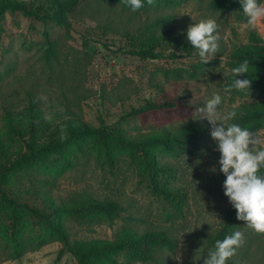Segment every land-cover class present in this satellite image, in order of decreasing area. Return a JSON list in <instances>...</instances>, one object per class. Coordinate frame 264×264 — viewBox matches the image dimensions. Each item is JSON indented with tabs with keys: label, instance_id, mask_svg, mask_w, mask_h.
Here are the masks:
<instances>
[{
	"label": "rangeland",
	"instance_id": "374dc122",
	"mask_svg": "<svg viewBox=\"0 0 264 264\" xmlns=\"http://www.w3.org/2000/svg\"><path fill=\"white\" fill-rule=\"evenodd\" d=\"M66 17L68 22L54 24L19 11L6 12L0 37V126L5 107L20 109L32 98H36L48 114L52 107L65 109V105L72 104L95 126L100 124L98 115L102 113L112 127L123 128L125 134L131 136L152 131L158 125L182 127L190 122L200 123L204 132L199 138L189 139L190 151L170 154L157 150L163 162L174 166L173 172H168L163 180L183 191L186 201L179 208L154 192L140 152L115 149L112 164L96 140L87 141L83 149L76 151L73 165L32 167L17 173L7 188L20 191L30 203L35 201L36 191L49 193L59 204L87 197L116 200L122 208L120 214L113 217L97 215L81 220L65 215L62 222L70 238L115 239L125 231L143 233L169 227L177 239L175 250L164 248L156 260L136 264H203V256L213 247L209 240L232 205L224 195L226 177L218 170L220 154L210 137V126L197 121L194 113L205 106L213 92L223 95L225 77L232 73L230 55L249 42L246 17L234 9H218L211 0L150 4L135 12L114 0H82ZM207 17H213L219 26L223 51L209 62L208 72L198 53L179 58L146 59L120 48L132 47L126 31L138 36L155 32L185 38L190 24ZM108 22L112 26L105 31L104 24ZM46 30L59 45V56L51 62L43 47ZM257 30L264 37V20ZM164 42L168 52L181 51L168 40ZM216 67L217 72L211 71ZM158 84L168 94L187 95L190 106L122 119L131 105L139 104L146 97H161ZM104 95L113 98L102 99ZM122 96L125 100H121ZM263 98L256 90L231 94L222 104V111L226 113L243 103ZM62 127V121L54 120L51 130ZM250 131L264 137V122ZM213 165L217 167L216 172L211 171ZM1 212L0 264L55 263L65 242L55 239L37 246L42 229L36 218L29 219L23 232L28 250L21 258L11 257L7 238L10 220ZM237 230L243 233V239L230 264H264V233L253 230L242 220ZM120 260L119 264H128L123 255ZM58 264L78 262L66 250Z\"/></svg>",
	"mask_w": 264,
	"mask_h": 264
},
{
	"label": "trees",
	"instance_id": "16d2710c",
	"mask_svg": "<svg viewBox=\"0 0 264 264\" xmlns=\"http://www.w3.org/2000/svg\"><path fill=\"white\" fill-rule=\"evenodd\" d=\"M82 0H0V37L3 32V19L7 11L21 12L25 16L35 18L45 23H66V14L80 4ZM127 7L124 0H114ZM187 0H145L146 8L150 4L174 5ZM211 4L218 9H234L243 16V10L234 0H211ZM111 23L104 24V30L111 28ZM132 40V47L124 52L146 59H159L166 56L179 58L193 55L197 50L192 48L186 37H178L168 33L136 35L126 31ZM164 39L174 44L175 48L169 52L164 47ZM48 61L59 56V45L51 38L49 30L45 32L43 44ZM223 53V51H221ZM230 64L237 66L244 59L250 61L249 72L244 77L252 79L250 91L256 90L264 96V37L255 30H249V42L237 47L231 53ZM233 73L225 77L224 86L231 83ZM240 74H238V77ZM161 97L150 96L133 104L130 110L122 115V119L139 117L154 112H168L177 108H187L190 102L183 93L168 94L164 87L156 85ZM249 93V92H247ZM233 91V95L247 94ZM112 100L113 97L104 95L102 99ZM121 100H125L122 96ZM105 105V103H104ZM237 116L234 121L244 127L256 130L264 122V98L259 101L243 103L234 108ZM54 120L62 121L61 130H51ZM99 125L89 123L74 109L72 104L65 105V109L52 107L50 113L39 106L38 100L32 98L29 103L20 108L5 107L3 122L0 126V211L3 217L10 220L7 238L10 256L21 258L28 250L23 232L29 219H38L42 229L36 245L42 246L55 239L65 242V247L58 253L54 264H58L62 254L69 250L78 264H119L120 256H124L128 264L156 260L164 248L175 250L177 239L169 227L158 230H148L143 233L125 231L115 239H76L72 240L63 226V217L86 220L97 215L113 217L121 212V204L116 200H100L92 197L73 203H58L52 195L43 191H36L35 201L24 200L20 191L7 188L13 177L32 167L49 168L60 164L62 167L74 164L73 155L83 149L89 140H96V144L103 150L106 158L114 164L115 149L122 148L138 151L142 154L152 179L153 190L163 195L166 200L181 208L186 196L180 189L170 186L163 177L173 172L174 166L170 162H163L157 150L170 154L190 151L189 139L199 138L204 132L200 123H186L182 127L158 125L154 130L136 136L126 135L123 128L112 127L106 122L102 113L98 115ZM40 201H39V200ZM240 220L236 217V210L231 206L226 219L218 230L211 236L210 245L215 240L223 239L226 235L237 230ZM10 231V232H9Z\"/></svg>",
	"mask_w": 264,
	"mask_h": 264
},
{
	"label": "clouds",
	"instance_id": "9594fccd",
	"mask_svg": "<svg viewBox=\"0 0 264 264\" xmlns=\"http://www.w3.org/2000/svg\"><path fill=\"white\" fill-rule=\"evenodd\" d=\"M144 2L145 0H124L125 5L133 12L141 9ZM234 2H238L243 10L245 27L248 30L257 29L258 24L264 20V2ZM218 33L219 26L213 17L201 18L186 29V40L197 50L207 72L209 62L221 53V36ZM249 67L248 59L232 67L231 83L223 87V95L213 92L205 106L194 113V118L210 126V137L215 143V150L220 154L218 170L226 177L223 181L224 195L236 210L237 219L244 221L253 230L264 233V137L238 122H230L234 121L237 111L233 109L225 113L221 107L234 90L250 92L252 79L243 76L245 73L252 74ZM217 68H212L211 71L217 72ZM211 171L216 172L217 167L213 165ZM242 239L243 233L234 230L223 239L215 240L213 247L203 256V264H230Z\"/></svg>",
	"mask_w": 264,
	"mask_h": 264
}]
</instances>
